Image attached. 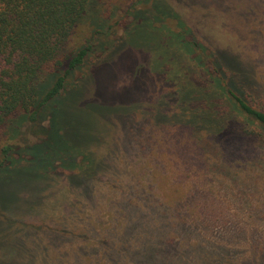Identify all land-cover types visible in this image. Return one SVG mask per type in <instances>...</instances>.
Segmentation results:
<instances>
[{
    "label": "rangeland",
    "instance_id": "obj_1",
    "mask_svg": "<svg viewBox=\"0 0 264 264\" xmlns=\"http://www.w3.org/2000/svg\"><path fill=\"white\" fill-rule=\"evenodd\" d=\"M136 1L140 0H95V13L99 16L101 12L104 18L114 15L119 19V24L112 21L114 27L111 31L123 35L125 28H130L132 23L126 9L130 2ZM152 2L153 0H149L148 3ZM156 2L165 11L169 8L171 13L179 14L202 43L210 50L219 51L220 59L229 66L236 77H243L248 85L258 87L264 94V0ZM141 6L139 4L136 7ZM97 16H93L94 21ZM89 20V16L82 20L79 31L82 30L80 28L90 25ZM167 29L168 25L162 27L153 22L150 11L145 13L130 29L129 36L118 41L111 52L99 59L92 72L76 85L61 103L65 114L61 123L66 141L86 154L91 152L104 157L109 154L117 160L116 165L120 169L118 174L108 176L104 172V175L93 180L95 188L97 185L99 188L107 187L109 179L118 180L116 184L122 185L123 188L120 186L118 190L119 201L123 202L125 199L126 202L130 201L132 207H136L135 204L141 199V186L135 183V176L131 173L136 170L132 163L135 164L139 159L137 166L147 172V178H143L146 180L144 184L147 189L143 188L142 195L149 191L151 200L147 205L139 204L136 214L131 212L133 227L120 238V242L123 239L128 252L150 251L163 234V219H170L169 214L175 208L170 205L174 198L172 195L177 191L179 197L183 190H188L189 193L196 185L194 202L200 204L199 210L201 202L205 201L204 196L200 198L199 192L212 194L218 204H222L227 210L231 207L232 211H228L232 214L242 207L243 201L245 202L241 196L251 198L255 206L259 204L254 210H261L262 215L253 219L234 214L235 216L228 218L233 219V226L229 225L228 230L236 226L234 223L237 219L249 226L258 223L260 227L264 224V171L259 172L260 178L254 177L240 190V186L235 182L236 172H221L222 176L219 175L220 178L212 181L210 177L214 172L209 167H201L197 163V158H200L199 149L197 142L186 131L185 120L203 124L207 127L205 131L213 135L211 130L212 126H215L214 118L217 114L221 117L223 112L213 96L214 89L210 84L204 83L201 86L197 77H189L179 40L170 37ZM167 75L175 78L179 84L188 79L194 85L183 86L185 89L182 94L192 98V104H189L187 111H183V103L175 104L169 98L163 104V93L160 97L158 92H163L170 86H173L169 88L170 91H174L178 85L177 81L173 82V85L169 84L165 79ZM187 87L192 89V93ZM249 101L254 106L257 105L254 101ZM198 111L204 112V116L200 117ZM227 126L230 127V123ZM235 140L241 141L238 134L235 135ZM247 149L249 150L245 149V156L248 158L255 155L264 156V145ZM127 162L130 163L127 165ZM245 164L246 166L240 169L241 174H244L245 168L251 166L247 160ZM261 167L264 168V164ZM39 169L33 171L34 174L16 171L7 185H0V205L21 218L13 223V230L0 227V264H75L70 261L69 251L65 252L69 247L70 251L76 248L72 242L74 238L64 237L61 242L56 243L50 231L38 226L42 220L52 223V220L60 219L65 225L77 226L89 219H125L126 214L123 215L122 210L121 213L117 212V206L120 205L118 200L113 206L108 205V200L100 206L96 193L90 192L91 186L81 183L92 178H81L80 184L74 181L68 184L62 178H56L54 181L41 179L44 171ZM201 172L212 174L203 182ZM176 178L190 180L173 184ZM132 182L135 183L134 192L130 194L129 185ZM167 184H172L178 189H171ZM239 192H242V195L234 196ZM120 197L123 199L120 200ZM190 198L193 200V197ZM225 199H229V202ZM188 200L185 198L183 203L185 208L194 205ZM28 219L35 222L31 225L32 228H29ZM209 219L217 218L212 216ZM246 234L248 237L251 235L250 232ZM247 236L242 232L231 234L226 239L222 237L214 250L209 251L210 255L214 256L213 263L264 264V257L245 240ZM120 254L121 252H118V255Z\"/></svg>",
    "mask_w": 264,
    "mask_h": 264
},
{
    "label": "trees",
    "instance_id": "obj_2",
    "mask_svg": "<svg viewBox=\"0 0 264 264\" xmlns=\"http://www.w3.org/2000/svg\"><path fill=\"white\" fill-rule=\"evenodd\" d=\"M148 2L149 0L130 2L126 11L132 21L129 25L131 27H126L121 35L111 31L114 27L112 21L119 24V19L114 15L105 19L101 12L99 16L96 15L95 0H0V185H7L16 171L34 174L33 171L40 168L41 172L44 171L41 179L54 181L62 178L68 184L73 181L80 184L81 178H92L81 183L91 186L90 192L96 193L100 206L106 200L109 206H113L116 200L119 201L118 190L120 186L123 188L116 184L118 180L109 179L108 186L102 188L99 185L95 188L93 182L96 177L104 175V172L108 176L118 174L120 169L116 165L117 160L109 154L106 157L91 152L86 154L66 141L61 123L65 117L61 103L92 72L96 62L111 52L118 41L125 40L131 33L130 29L149 11L150 18L156 25H168L170 37L178 38L184 51V64L189 70V77H197L201 86L209 83L214 89L213 96L217 104L222 108L223 115L219 117L217 114L214 118L215 126L211 130L213 135L205 131L207 127L203 124L189 123L184 119L186 131L197 142L200 153L198 165L209 167L214 172L210 177L212 181L220 178L219 175L223 174L221 172H236L235 182L240 190L254 177L260 178L258 174L264 171L261 167L264 156L248 158L245 156V149L264 145V96H260L264 94L258 87L248 85L243 77H236L220 59L219 51L210 50L202 43L179 14L171 13L168 7L165 11L162 6L157 5L156 0ZM139 4L142 6L137 8ZM145 4L148 5L144 7ZM87 16L90 17V25L79 31L78 27ZM93 16H97V20L94 21ZM170 21H175L174 25ZM165 79L171 85L177 81L169 75ZM182 81V86L177 81L176 90L170 91L169 88L173 87L170 86L158 94L161 97L163 93V104L169 98L175 104L183 103V111H187L192 98L182 94L185 89L183 86L194 85L188 79ZM187 88L192 93V89ZM249 99L257 105L254 106ZM202 111L197 112L200 117L204 116ZM228 123L230 127L227 126ZM236 134L239 135L240 142L235 140ZM135 160L134 158L133 161ZM246 160L251 166L244 169V175L240 169L246 166ZM138 163L139 159L135 164L132 163L136 170L131 173L135 176V183L141 186V199L135 204L136 207H132L130 201L126 202L120 197L123 202H118L121 206H117V212L121 213L122 210L123 215L126 214L125 219H89L77 226L65 225L60 219L52 220V223L49 220L39 222L38 226L50 231L56 243L61 242L64 237L78 239L76 242L71 239L76 248L70 251L69 247L65 250L71 254L69 258L72 263L214 264V256L209 251L214 250L222 237L226 239L231 234L242 232L246 236L247 232L251 233L245 240L264 257V224L260 227L258 223L249 226L237 219L233 231L228 230L229 225L233 226V219H228L229 217L241 214L257 219L262 215L261 210H254L259 204L255 206L251 198L241 196L245 202L243 201L240 209L235 210L234 215L228 211H232L231 207L227 210L222 204H218L212 194L199 192L200 198H205L199 210L200 204L194 202L197 185L189 193L188 190H183L179 197L177 191L172 195L174 198L170 205L175 208L169 214L170 219H163V234L150 251L136 249L143 254L128 252L120 238L133 227L131 212L136 214L139 204L147 205L151 200L149 191L142 195L143 188L147 189L144 184L147 172L144 168H139ZM211 174L201 172L200 175L205 180L203 182ZM140 175L143 176L139 178ZM182 179L176 178L175 183H172L182 184L190 180ZM135 183L129 185L130 194L134 192ZM167 185L175 189L174 185ZM107 188L109 190L106 191ZM177 189L176 187L175 190ZM242 192L234 196L238 197ZM185 198L194 205L185 208ZM225 201L229 202V199ZM212 216L217 219H209ZM17 219L21 218L0 205V227L13 230L12 225ZM28 222L29 228L35 223L32 219H28ZM118 252L121 254L118 255Z\"/></svg>",
    "mask_w": 264,
    "mask_h": 264
}]
</instances>
